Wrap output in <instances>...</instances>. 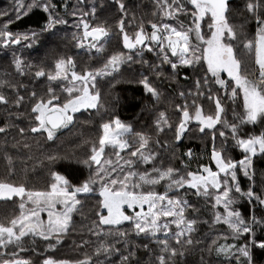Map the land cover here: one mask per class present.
Returning <instances> with one entry per match:
<instances>
[{"label": "snow or ice", "instance_id": "obj_1", "mask_svg": "<svg viewBox=\"0 0 264 264\" xmlns=\"http://www.w3.org/2000/svg\"><path fill=\"white\" fill-rule=\"evenodd\" d=\"M149 2L152 19L145 20L126 0H111L114 26L96 22L103 0H11L0 10V50L10 51L11 68L32 84L43 80L38 92L10 72L0 78V264H264V167L257 166L264 163V0ZM36 10L44 14L38 28L11 30ZM113 36L122 48L107 54ZM45 38L73 43L99 66L78 69L61 55L46 69L14 47L33 49ZM121 83L142 88L148 102L137 119L151 116V132L135 131L102 103L100 85ZM165 102L175 119L160 110ZM81 112L101 120L95 139L80 134L72 147L44 151L38 137L55 143ZM25 118V127L16 123ZM186 139L210 144L215 170L191 169L192 148L178 153ZM38 167L47 170L43 190L26 179ZM92 198L96 205L85 213ZM73 235L76 258L56 256Z\"/></svg>", "mask_w": 264, "mask_h": 264}, {"label": "trees", "instance_id": "obj_2", "mask_svg": "<svg viewBox=\"0 0 264 264\" xmlns=\"http://www.w3.org/2000/svg\"><path fill=\"white\" fill-rule=\"evenodd\" d=\"M72 3H75V0H71ZM87 3L90 4L91 0H86ZM148 3V1H146ZM237 3H240L241 0H236ZM11 0H0V10L8 9L10 6ZM105 7L103 10L98 9V22L107 21L108 24L113 25L116 23V21L119 19V13L117 11L116 6L111 3V1H104ZM71 11V8L69 9ZM62 12V9H61ZM44 15L40 13L38 10H36V14L32 15L30 14L29 17L24 18L22 21L14 23L11 25V30L13 31H28L30 29H36L38 28L44 21L41 19V16ZM69 20V25L65 26L66 31L70 34L72 31H75L70 25L73 23L72 17H67ZM252 28V26H250ZM129 33L131 34V28L127 29ZM254 30V29H252ZM115 31V29H114ZM117 37L113 36L110 44L107 46V54H110L112 51L119 50L122 48V44H117ZM23 54L24 58L34 64H40L42 61H44L46 69L48 67L52 66V61L54 58H57L58 56H72L77 65L78 69L84 68L86 65L93 64L95 66H99V63L97 61H90L88 59V54L84 49H77L73 46V43L68 41H54L51 38H45L42 40L41 44L35 46L33 49H24L23 45L14 46ZM52 49H55V51H51ZM146 58L150 61H155V57H153L150 53H146ZM11 61V53L7 50H0V78H4L5 72H10L12 75L8 77L9 79H13L14 81H22L25 84H29L30 87H35V89L40 92L43 80L40 82H37L35 84H32L30 82L29 77H19L16 75L13 68L10 66ZM138 67V66H137ZM185 72L190 74L189 70H184ZM127 75V74H125ZM181 85L184 87H191L192 86V80L184 81L181 78ZM167 88V85L164 86ZM101 100L102 103L106 108L110 110V113H114L115 115H118L124 122L131 123L133 125V128L135 131H144V132H151V128L149 125L151 124L152 117L149 116L147 113H144L141 118L137 119V114L140 113L141 108L145 103L148 102L147 97H145L143 90L140 86L137 85H130L126 83H121L116 86L115 89H109L107 84H101ZM23 91V90H22ZM171 90H168L170 92ZM166 92V95L168 94ZM119 96V103H117L114 100L115 96ZM177 103L180 101L177 100ZM206 110H210L209 105L205 104ZM168 110V115L171 119H175V113L171 110V107L165 102L160 106V110ZM93 113L95 110H91ZM5 114L3 113V119H0V124L3 123ZM77 122L74 128L69 130H63L61 133L58 134V139L55 143L48 142L47 144L44 143L42 138H39L41 140V145L43 146L44 151H51V150H63L68 147H72L74 143L80 142V134H82V137L84 139H95V137L98 135L99 131V125L101 123V120L99 117H96L93 115L91 118L89 117L88 112H81L77 113ZM26 119V118H25ZM25 119L18 120L16 123L18 125H22L21 122ZM89 119H91V122H88ZM105 120L108 119V116L105 115ZM15 134V132L13 133ZM188 148H192L195 158L191 162V169L196 170L200 164L209 165L214 168V165H210L209 162V156H210V150L211 146L205 145L200 140L195 139H186L181 142V144L178 147V153H183L187 151ZM87 152V146L79 150L80 154H83ZM107 155H111V150H106ZM39 155V153H37ZM232 156L236 159L240 158V152L238 150L234 151L232 153ZM186 160V158H185ZM31 163L29 162V167H31ZM165 165H174L176 167L181 166L180 160H170L168 158H165L164 160ZM258 167H264V163H258ZM59 170L63 171V165H57L56 166ZM75 167V166H74ZM2 165H0V173H2ZM81 178L87 176V170H82L80 173H78ZM0 178H2V175H0ZM15 179L18 181L21 179H24L22 176H17ZM27 179V183L29 187H32L37 190H43L46 187L47 183V170L37 168V171L35 173H29ZM242 186L246 187V182H243L242 178ZM158 190L162 191V188H158ZM189 199L193 202L196 201V198L194 196H189ZM96 205V198L89 199L84 207V212L88 213L90 210L94 209ZM242 212L247 215L248 213V205L245 202L241 206ZM43 215H46L43 214ZM210 214L205 213L204 218H208ZM79 219V217H77ZM220 226L217 227V232L214 233L218 234L220 231ZM208 231V227L206 225H202L200 228V233L203 234L204 232ZM72 239L79 240V237L76 235H73L69 239H67L63 246L60 247V249L55 253L56 256L60 258H76V253L72 250ZM210 242V241H209ZM189 260L191 261L192 258L190 257Z\"/></svg>", "mask_w": 264, "mask_h": 264}, {"label": "rangeland", "instance_id": "obj_3", "mask_svg": "<svg viewBox=\"0 0 264 264\" xmlns=\"http://www.w3.org/2000/svg\"><path fill=\"white\" fill-rule=\"evenodd\" d=\"M146 1H148V0H126V4L128 5L129 9L132 12H135L137 14V16L143 15L145 20H148V19H152L151 15H150V10H151L152 5ZM97 3H99V0H97ZM137 5H140V7L138 8ZM133 30L134 29H132L131 31H133ZM222 76L224 78H226V74H222ZM0 119L1 120L3 119V111H0ZM21 124L22 125H19V126L25 127L27 125V119L23 120L21 122ZM213 170H215V169H213ZM42 216L44 218H46V215L42 214Z\"/></svg>", "mask_w": 264, "mask_h": 264}, {"label": "flooded vegetation", "instance_id": "obj_4", "mask_svg": "<svg viewBox=\"0 0 264 264\" xmlns=\"http://www.w3.org/2000/svg\"><path fill=\"white\" fill-rule=\"evenodd\" d=\"M104 1H111V0H103V2H104ZM148 30L150 31V29H148Z\"/></svg>", "mask_w": 264, "mask_h": 264}]
</instances>
